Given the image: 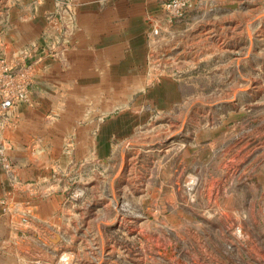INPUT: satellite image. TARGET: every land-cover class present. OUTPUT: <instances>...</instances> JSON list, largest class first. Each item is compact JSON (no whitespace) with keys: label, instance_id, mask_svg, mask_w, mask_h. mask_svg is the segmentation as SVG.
<instances>
[{"label":"rangeland","instance_id":"rangeland-1","mask_svg":"<svg viewBox=\"0 0 264 264\" xmlns=\"http://www.w3.org/2000/svg\"><path fill=\"white\" fill-rule=\"evenodd\" d=\"M188 14L151 41L148 78L61 77L40 127L60 182L0 202V264H264V0ZM39 51L0 49L33 56L31 93Z\"/></svg>","mask_w":264,"mask_h":264},{"label":"crops","instance_id":"crops-1","mask_svg":"<svg viewBox=\"0 0 264 264\" xmlns=\"http://www.w3.org/2000/svg\"><path fill=\"white\" fill-rule=\"evenodd\" d=\"M166 0H2L0 2V49L38 46L36 79L31 103L19 104L0 114V202L23 197L35 201L38 191L58 186L57 168L51 161L65 152L42 149L50 131L41 133L44 112L59 110L53 95L62 92L61 77H77L87 70L115 73L124 70L130 78H148L147 64L154 52L152 40H170L171 33L155 38L153 28L165 25ZM189 14L187 15L188 18ZM185 20V19H184ZM161 26V27H163ZM184 21L173 29L179 31ZM172 30V31H173ZM163 31L171 30L164 29ZM51 41V42H50ZM59 43L55 54L49 45ZM36 57V58H37ZM50 64V67L46 65ZM151 75V74H150ZM85 76V75H84ZM107 74H99L106 77ZM56 84V85H55ZM50 95V96H49ZM64 105V104H63ZM51 159V161H50ZM15 167V186L10 165ZM63 172L67 169L62 168ZM54 173V174H53ZM65 174H62L63 177ZM28 192V193H27ZM13 193V194H12ZM28 194V196H26ZM55 199L59 197H55Z\"/></svg>","mask_w":264,"mask_h":264},{"label":"built area","instance_id":"built-area-1","mask_svg":"<svg viewBox=\"0 0 264 264\" xmlns=\"http://www.w3.org/2000/svg\"><path fill=\"white\" fill-rule=\"evenodd\" d=\"M194 0H166L163 4V27H154L152 34L160 37L164 29L173 30L175 26L184 20L193 6ZM33 56L24 52L18 58V62L10 65L9 60L0 57V114L8 113L19 104L28 103L31 99L29 77L31 68L26 59Z\"/></svg>","mask_w":264,"mask_h":264},{"label":"water","instance_id":"water-1","mask_svg":"<svg viewBox=\"0 0 264 264\" xmlns=\"http://www.w3.org/2000/svg\"><path fill=\"white\" fill-rule=\"evenodd\" d=\"M236 7H237V6H229V8H233V9L236 8ZM59 239H60V238L58 237V238L55 240V242L59 241Z\"/></svg>","mask_w":264,"mask_h":264}]
</instances>
